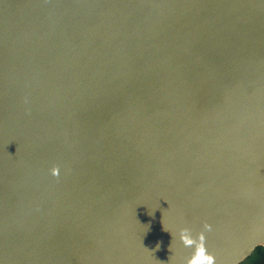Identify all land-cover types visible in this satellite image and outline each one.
Instances as JSON below:
<instances>
[{
    "label": "water",
    "instance_id": "obj_1",
    "mask_svg": "<svg viewBox=\"0 0 264 264\" xmlns=\"http://www.w3.org/2000/svg\"><path fill=\"white\" fill-rule=\"evenodd\" d=\"M182 227L264 246V0H0V264H182Z\"/></svg>",
    "mask_w": 264,
    "mask_h": 264
},
{
    "label": "clouds",
    "instance_id": "obj_2",
    "mask_svg": "<svg viewBox=\"0 0 264 264\" xmlns=\"http://www.w3.org/2000/svg\"><path fill=\"white\" fill-rule=\"evenodd\" d=\"M53 175L58 174V166H53L50 169ZM208 225H204L201 231L209 230ZM175 239L179 241L185 248H191V253L183 258L182 264H195L197 260L205 261V264H213V257L210 254H206L203 246V236L200 232L193 235V230L190 227H182L179 229L178 237L177 234Z\"/></svg>",
    "mask_w": 264,
    "mask_h": 264
},
{
    "label": "trees",
    "instance_id": "obj_3",
    "mask_svg": "<svg viewBox=\"0 0 264 264\" xmlns=\"http://www.w3.org/2000/svg\"><path fill=\"white\" fill-rule=\"evenodd\" d=\"M240 264H264V246H257L251 255Z\"/></svg>",
    "mask_w": 264,
    "mask_h": 264
},
{
    "label": "snow or ice",
    "instance_id": "obj_4",
    "mask_svg": "<svg viewBox=\"0 0 264 264\" xmlns=\"http://www.w3.org/2000/svg\"><path fill=\"white\" fill-rule=\"evenodd\" d=\"M195 264H205V261H203V260H197V261L195 262Z\"/></svg>",
    "mask_w": 264,
    "mask_h": 264
}]
</instances>
